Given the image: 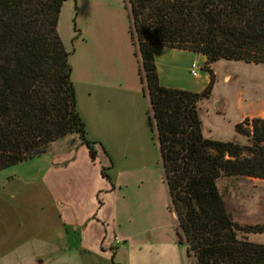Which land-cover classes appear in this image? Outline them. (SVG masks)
Returning a JSON list of instances; mask_svg holds the SVG:
<instances>
[{
    "label": "trees",
    "instance_id": "trees-1",
    "mask_svg": "<svg viewBox=\"0 0 264 264\" xmlns=\"http://www.w3.org/2000/svg\"><path fill=\"white\" fill-rule=\"evenodd\" d=\"M67 0H0V170L35 158L76 134L96 159L73 79L71 49L59 33ZM139 70L153 109L179 239L194 264H264V224L233 219L219 188L224 177L264 179V117L236 124L252 144L207 137L199 103L211 96L219 59L264 63V0H129ZM78 5L76 4V11ZM207 56V87L161 84L154 45ZM103 174L112 179L106 167Z\"/></svg>",
    "mask_w": 264,
    "mask_h": 264
},
{
    "label": "crops",
    "instance_id": "crops-1",
    "mask_svg": "<svg viewBox=\"0 0 264 264\" xmlns=\"http://www.w3.org/2000/svg\"><path fill=\"white\" fill-rule=\"evenodd\" d=\"M74 1L78 5L77 20L75 18V24H78L77 40L82 39L83 42V47L78 45L75 51L81 53L83 64L78 79L73 68V79L78 99L81 96L86 100L87 97V104L100 113L98 128L101 130H96L104 132L103 136L91 138L100 142L102 148L96 149L97 157L92 159L89 148L82 142L68 146L64 144L65 138L52 142L60 143L41 168L43 171L36 184L40 196L45 195V200L39 198L34 202H26L23 199V206L21 202L15 204V212L7 216L11 218L10 223L6 221L1 226L2 236L9 241L4 250L12 253L23 244L46 243L51 236L59 243L71 236L75 237V234L79 240L72 243L73 248L80 252L83 264H194L188 246L180 242L176 211L173 209L178 219L179 229L176 231L171 229L164 215L172 197L150 94L141 79L139 56L134 53V60V54L131 53L135 47L127 17L119 14L108 0ZM93 24H110L116 30L120 28L119 34L114 33L116 38L109 41L113 50L101 38L95 43L94 33L100 27H94ZM96 35L104 36L97 32ZM107 50L112 51L110 55ZM153 50L162 85L201 92L209 84L210 73L203 68L207 61L205 54L160 44L154 45ZM195 60L202 67L198 75L191 72V63ZM226 60V69L222 73L217 68L220 59L211 65L215 74L212 94L199 103V109L205 102L211 101L212 110H219L222 97L216 95L218 84L222 80L227 85L233 80L230 71L233 60ZM103 93L109 95L101 96ZM245 94L246 91L242 90L238 95L240 118L236 124L247 117H264L260 113L264 110V102L255 103L252 96ZM100 100L104 104L101 103V108L98 103ZM111 100L117 106L126 101L134 112L133 120L126 121L120 118V114H115L118 107L114 108L109 103ZM79 108L87 123L80 103ZM207 110L210 111L209 108ZM109 133H114L112 139L120 142L118 163L109 158L103 143L111 138ZM74 135L68 137L73 139ZM104 164L111 168L112 173L109 169L106 172L112 179L103 174ZM88 188L90 191H86ZM49 215L58 226L52 225L44 238L38 240L36 233L41 217L46 218V227ZM19 222L28 231L22 226L16 229L12 227ZM107 227L111 234H108ZM27 234L33 237L29 241L24 240ZM116 238H120L121 243Z\"/></svg>",
    "mask_w": 264,
    "mask_h": 264
},
{
    "label": "rangeland",
    "instance_id": "rangeland-1",
    "mask_svg": "<svg viewBox=\"0 0 264 264\" xmlns=\"http://www.w3.org/2000/svg\"><path fill=\"white\" fill-rule=\"evenodd\" d=\"M108 2H111V5L114 8H117L116 10L117 12L119 11V14H123V16L126 15L127 23L130 29L131 24H133V18L129 0H108ZM76 12V2L74 0L65 1L59 19V33L66 45L72 51L71 61L73 68L75 69V78L78 79V74L80 69L82 68L81 66L83 64V60L81 53L79 54L78 50L75 51V47L80 45L82 48L83 42L82 39L77 40L78 24H75L77 23ZM93 26L97 28L98 26L100 27L96 29L94 33L95 43H98L99 38H101L102 40H104V43L106 42L108 48L110 50H113L109 41L116 38V34H119L120 28L117 27L116 30L115 28H112L110 24H93ZM96 32L102 33L104 36H97ZM115 32L116 34H114ZM95 49H97V47H95ZM132 49L131 53L134 54L135 51L132 52ZM110 50H107L109 55L112 52H110ZM102 60H104V58ZM226 62H228L226 59H220L217 65V68L220 73H222V71H225ZM230 71H232L233 75L232 82L230 84L225 85L221 80L218 84L216 95L222 97L219 110L217 112H214L212 110V106L210 105L211 101L205 102L199 109V114L202 119L203 133L207 137L227 141H236L243 145H250L252 144V140L248 136L238 133L236 130V122L240 118L238 113V95L242 90L246 91L245 95L252 96V98L256 100L255 103L257 102L263 104L264 63L255 64L248 63L242 60H233L232 65L230 67ZM103 95L107 96L109 94H101V96ZM110 96H112V94H110ZM79 103L86 117L88 128L90 123V128L88 130V138L90 140H93L92 138L94 137H102V133L104 132H98V130H101V128H98V116H100L98 110L96 108L94 109L93 106L87 104V97L86 100H83L80 96ZM98 103L100 104L99 108H101L103 102L100 100V102L98 101ZM109 103L111 105H114V108L118 107V112L114 113L120 114L121 119H126V121H132L133 117H135L133 110L127 104L126 101L119 103V106L115 105V102L112 100ZM109 108L112 109L113 107ZM207 108H209L210 111H208ZM260 113L261 116H264V110H261ZM97 128L98 130H96ZM109 134L111 138L107 142L103 143H105L106 145L109 158L118 163V156L120 153L118 144L120 142L118 140L114 141L112 139L114 133ZM68 136L71 135L63 137L65 138V145L68 146L73 143H81V140L77 135H74L73 139H70L71 137ZM59 140L62 139H58V141ZM59 143L60 142H51L49 150L46 153L0 170V264H83L81 262V256L79 254L80 252H78L76 248H73L72 243H76L79 240V236L77 237V235L75 234V237L71 236L70 238L64 239L63 241L59 239L61 241L59 243H56L53 240V236H51L49 238V241H47L46 243L39 241L38 243H30V245L23 244L22 246L17 247L15 252L12 253H8L7 250H4L5 245H9V241L2 236L1 226L5 225L6 221L10 223L11 218H7V216L9 213L15 212L14 209L16 203L21 202V205L23 206V199H25L26 202H34L37 201L39 198H41L42 201L45 200V195L42 194L40 196V189L36 184L39 183L40 173L41 171H43V169L41 168L46 164V161L51 158L53 152L56 150ZM95 147L96 149H101L102 145L100 142H97L95 144ZM81 152L82 153L80 154L81 156H83V151ZM104 165L105 166L103 167H106V170L109 169V171H111L112 173L111 168L109 166H106V164ZM218 184L223 194L227 210L229 211L234 220L242 224H264V179L248 176H222L218 180ZM86 191H90V188H88ZM25 195L27 196L25 197ZM169 206V209L164 211V215L165 217H167L171 225V229L173 231H176V229H179L178 219L176 217V214L173 212L174 210L171 203ZM48 217V225L46 227H44L46 218L41 217V224L37 228L38 233H36L39 236L38 240L44 238L45 232L47 230L49 231L52 225L53 227L58 226L57 222L53 221L50 215ZM21 226L25 228L26 231H28V229L23 226L22 222H19L12 227L16 229ZM116 226L117 224L115 225V227ZM71 231L74 232L73 230ZM107 231H109L108 234H111L109 227H107ZM248 236L251 241L257 243H264V232L249 233ZM31 238L33 237L27 234V237L24 240L29 241ZM116 241H119V243H121L120 238H116ZM111 262L114 263L113 260H111Z\"/></svg>",
    "mask_w": 264,
    "mask_h": 264
},
{
    "label": "built area",
    "instance_id": "built-area-1",
    "mask_svg": "<svg viewBox=\"0 0 264 264\" xmlns=\"http://www.w3.org/2000/svg\"><path fill=\"white\" fill-rule=\"evenodd\" d=\"M201 64L197 60L193 61L191 63V72L193 75H198L200 69H201ZM119 243V241H117Z\"/></svg>",
    "mask_w": 264,
    "mask_h": 264
}]
</instances>
